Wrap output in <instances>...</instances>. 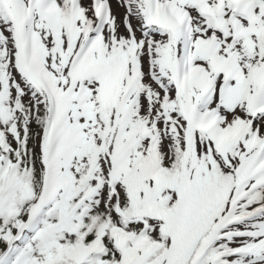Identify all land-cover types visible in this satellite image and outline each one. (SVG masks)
Segmentation results:
<instances>
[{
	"label": "snow or ice",
	"instance_id": "obj_1",
	"mask_svg": "<svg viewBox=\"0 0 264 264\" xmlns=\"http://www.w3.org/2000/svg\"><path fill=\"white\" fill-rule=\"evenodd\" d=\"M0 264H264V0H0Z\"/></svg>",
	"mask_w": 264,
	"mask_h": 264
}]
</instances>
